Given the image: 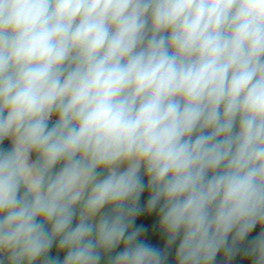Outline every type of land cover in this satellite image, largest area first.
Returning <instances> with one entry per match:
<instances>
[{"label":"clouds","instance_id":"9594fccd","mask_svg":"<svg viewBox=\"0 0 264 264\" xmlns=\"http://www.w3.org/2000/svg\"><path fill=\"white\" fill-rule=\"evenodd\" d=\"M0 264H264V0H0Z\"/></svg>","mask_w":264,"mask_h":264}]
</instances>
